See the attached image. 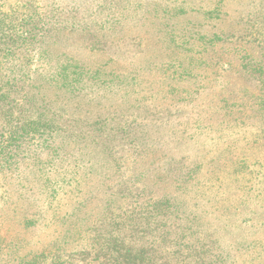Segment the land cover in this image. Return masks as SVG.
Returning <instances> with one entry per match:
<instances>
[{
	"label": "rangeland",
	"instance_id": "1",
	"mask_svg": "<svg viewBox=\"0 0 264 264\" xmlns=\"http://www.w3.org/2000/svg\"><path fill=\"white\" fill-rule=\"evenodd\" d=\"M170 225L264 264V0H0V264Z\"/></svg>",
	"mask_w": 264,
	"mask_h": 264
},
{
	"label": "trees",
	"instance_id": "2",
	"mask_svg": "<svg viewBox=\"0 0 264 264\" xmlns=\"http://www.w3.org/2000/svg\"><path fill=\"white\" fill-rule=\"evenodd\" d=\"M174 221V224H178L177 219ZM170 229L171 225L169 227V230ZM172 231H170V239L172 241L171 247L173 250L170 249L171 251L169 253L164 247L163 250L159 247V250L154 251L155 257L150 256V258H146V255H150L152 252L151 249L147 251L144 250L145 253H143V249H137L136 255L126 253L123 256L129 255L131 258H135L132 264H223L221 258L225 257V255L223 252L224 248L221 244L217 245L215 242L206 244L204 238L203 240H192L193 234L190 233V228L187 226L182 229L180 234L174 230ZM178 240L181 243H179ZM162 253L166 254V257H160Z\"/></svg>",
	"mask_w": 264,
	"mask_h": 264
}]
</instances>
